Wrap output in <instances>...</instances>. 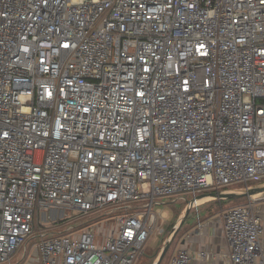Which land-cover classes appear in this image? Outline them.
<instances>
[{"label": "built area", "instance_id": "1", "mask_svg": "<svg viewBox=\"0 0 264 264\" xmlns=\"http://www.w3.org/2000/svg\"><path fill=\"white\" fill-rule=\"evenodd\" d=\"M263 182L264 0H0V264H134L158 198ZM259 201L223 212L230 264H264Z\"/></svg>", "mask_w": 264, "mask_h": 264}, {"label": "rangeland", "instance_id": "2", "mask_svg": "<svg viewBox=\"0 0 264 264\" xmlns=\"http://www.w3.org/2000/svg\"><path fill=\"white\" fill-rule=\"evenodd\" d=\"M244 189L241 186H232L226 188L225 191H239ZM223 190V191H224ZM184 197L185 200H181L180 198ZM195 195L192 193H184L182 195H175V196H166L162 198H158L157 202L159 204H155L153 209L157 211L158 209L161 210L160 215L157 216L155 221L154 231L150 236L149 240L147 241L143 254L135 261L134 264H154L158 255L160 254L164 242L169 238L172 230L174 229L177 223V217L181 210V207L184 208L186 211V200L194 198ZM255 197L253 199H257ZM251 199L248 198H241L236 200H224L223 206H227V209L244 205L250 202ZM147 200H142L139 202H133L131 205L134 208H140L147 204ZM107 209H101L93 211L89 214H81L78 211H67L64 215L57 214V218L55 217L56 212H53L51 220L49 223L40 220L42 226V230L44 234L47 235L48 233L51 234H59V233H76L79 231L83 226H94L95 233L97 235L100 234H108L115 227V220L117 217L128 210L122 211H115L110 212L105 217ZM183 213V212H182ZM49 214V212H47ZM47 217V215H46ZM202 217V216H201ZM180 218V217H179ZM178 218V219H179ZM196 214L195 212L189 214L188 218L184 223L183 229L178 233L174 242L172 243L164 261L162 264H168L171 257L176 253V249L178 248L179 242L184 235V232L188 227H193L196 224ZM38 238L33 240H29L27 242V249L28 253L33 252V244L36 243ZM25 253V246L22 247L10 260V262L6 264H25L26 262L23 261V255Z\"/></svg>", "mask_w": 264, "mask_h": 264}, {"label": "crops", "instance_id": "3", "mask_svg": "<svg viewBox=\"0 0 264 264\" xmlns=\"http://www.w3.org/2000/svg\"><path fill=\"white\" fill-rule=\"evenodd\" d=\"M208 192L213 191L203 193ZM223 201L208 199L207 201L198 202L196 204L190 212V214L195 212L197 217L196 224L186 229L176 249V253L183 249L191 251L195 256L194 264H230V250L223 236L222 215L223 212L227 210V206H223ZM256 205L264 226V201H259ZM181 209L183 208L181 207ZM184 212L185 206L180 218L184 215ZM200 251L211 253L213 258L208 262L201 261L196 257Z\"/></svg>", "mask_w": 264, "mask_h": 264}, {"label": "water", "instance_id": "4", "mask_svg": "<svg viewBox=\"0 0 264 264\" xmlns=\"http://www.w3.org/2000/svg\"><path fill=\"white\" fill-rule=\"evenodd\" d=\"M257 196H260L258 197L260 201H264V182L254 185L250 188L239 190V191H223V190L213 191V192H208V193H202L192 199H187L186 200V211L184 212V215L177 221L169 238L164 242L163 248L160 254L158 255L154 264H162L172 243L174 242L176 236L181 231V228L183 227L186 219L188 218L191 210L196 206V204L200 200L205 199V198H210L212 200H218V201L236 200V199H241V198L252 199Z\"/></svg>", "mask_w": 264, "mask_h": 264}, {"label": "trees", "instance_id": "5", "mask_svg": "<svg viewBox=\"0 0 264 264\" xmlns=\"http://www.w3.org/2000/svg\"><path fill=\"white\" fill-rule=\"evenodd\" d=\"M225 190H226V189H225ZM225 190H224V191H225ZM183 210H184V208L180 210L179 215H178V217H177V220H178V218L180 217V215L182 214Z\"/></svg>", "mask_w": 264, "mask_h": 264}, {"label": "bare ground", "instance_id": "6", "mask_svg": "<svg viewBox=\"0 0 264 264\" xmlns=\"http://www.w3.org/2000/svg\"><path fill=\"white\" fill-rule=\"evenodd\" d=\"M257 197H260V196H257ZM208 199H210V198L202 199V200H200L199 202L207 201Z\"/></svg>", "mask_w": 264, "mask_h": 264}]
</instances>
